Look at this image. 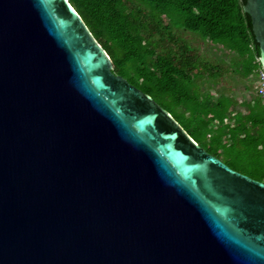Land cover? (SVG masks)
<instances>
[{
    "label": "water",
    "instance_id": "1",
    "mask_svg": "<svg viewBox=\"0 0 264 264\" xmlns=\"http://www.w3.org/2000/svg\"><path fill=\"white\" fill-rule=\"evenodd\" d=\"M112 69L67 0H0V264H264V183Z\"/></svg>",
    "mask_w": 264,
    "mask_h": 264
},
{
    "label": "trees",
    "instance_id": "2",
    "mask_svg": "<svg viewBox=\"0 0 264 264\" xmlns=\"http://www.w3.org/2000/svg\"><path fill=\"white\" fill-rule=\"evenodd\" d=\"M113 64L112 73L151 97L196 145L230 169L264 183V99L233 111L225 96L199 90V80L220 69L200 63L174 30L234 53L248 77L261 70L246 0H67ZM166 38L173 48L157 54ZM233 65V62H232Z\"/></svg>",
    "mask_w": 264,
    "mask_h": 264
},
{
    "label": "rangeland",
    "instance_id": "3",
    "mask_svg": "<svg viewBox=\"0 0 264 264\" xmlns=\"http://www.w3.org/2000/svg\"><path fill=\"white\" fill-rule=\"evenodd\" d=\"M173 33L179 43L187 47L192 57L197 58L200 63H206L220 69L218 77L209 79L203 76L199 80L201 93H212V100H216L220 96L228 97L233 101L232 110L241 113L246 110L243 103L250 102L254 98L262 99L261 84L258 82L259 73H254L248 77L243 76L239 70H236L240 66L234 65L236 60L234 53L207 41H202L197 34L182 29L174 30ZM172 48L173 44L164 38L163 41H160L156 53L161 54Z\"/></svg>",
    "mask_w": 264,
    "mask_h": 264
},
{
    "label": "built area",
    "instance_id": "4",
    "mask_svg": "<svg viewBox=\"0 0 264 264\" xmlns=\"http://www.w3.org/2000/svg\"><path fill=\"white\" fill-rule=\"evenodd\" d=\"M256 73H259L260 77H259V84H261V88H260V94L262 99H264V70L261 68L260 71H257Z\"/></svg>",
    "mask_w": 264,
    "mask_h": 264
}]
</instances>
